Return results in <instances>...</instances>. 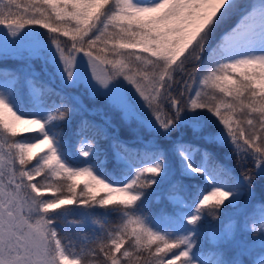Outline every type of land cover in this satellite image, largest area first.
I'll return each instance as SVG.
<instances>
[{
    "label": "snow or ice",
    "instance_id": "6c2138e0",
    "mask_svg": "<svg viewBox=\"0 0 264 264\" xmlns=\"http://www.w3.org/2000/svg\"><path fill=\"white\" fill-rule=\"evenodd\" d=\"M0 61V264H264V0H0Z\"/></svg>",
    "mask_w": 264,
    "mask_h": 264
},
{
    "label": "trees",
    "instance_id": "16d2710c",
    "mask_svg": "<svg viewBox=\"0 0 264 264\" xmlns=\"http://www.w3.org/2000/svg\"><path fill=\"white\" fill-rule=\"evenodd\" d=\"M243 2L245 3V0H243ZM62 39H67V38H62ZM10 54H11V52H10ZM81 55H82V53H81ZM6 60H7V66H9V67H11V66H13V65H17V66H18V65L20 64V61H19L18 59H15V58H10V57H8V58H6ZM0 63H2V61H0ZM73 93L76 94V95H79V96H81V97L84 96V90H83V88H80V89L74 90ZM158 203H159V201H155V200L153 199V200L150 201L148 207L151 208V207L157 205ZM76 219H78V217H75V216H69V217H68V222H71V221L76 220ZM113 219H114V218H113ZM244 258H245L246 260H252V258H251V257H248V256H245Z\"/></svg>",
    "mask_w": 264,
    "mask_h": 264
},
{
    "label": "rangeland",
    "instance_id": "374dc122",
    "mask_svg": "<svg viewBox=\"0 0 264 264\" xmlns=\"http://www.w3.org/2000/svg\"><path fill=\"white\" fill-rule=\"evenodd\" d=\"M249 2H255V0H245V3H249ZM9 56H10V58H16L12 54H9ZM155 201H158V200H155ZM249 227H251V225H249ZM261 255H264V253H261L260 243H259V240H257V242L251 246L250 252L246 256L251 257L252 260H258Z\"/></svg>",
    "mask_w": 264,
    "mask_h": 264
}]
</instances>
